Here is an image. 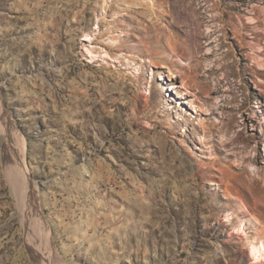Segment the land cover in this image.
<instances>
[{
    "label": "rangeland",
    "instance_id": "rangeland-1",
    "mask_svg": "<svg viewBox=\"0 0 264 264\" xmlns=\"http://www.w3.org/2000/svg\"><path fill=\"white\" fill-rule=\"evenodd\" d=\"M249 240L264 0H0V264H250Z\"/></svg>",
    "mask_w": 264,
    "mask_h": 264
},
{
    "label": "bare ground",
    "instance_id": "bare-ground-1",
    "mask_svg": "<svg viewBox=\"0 0 264 264\" xmlns=\"http://www.w3.org/2000/svg\"><path fill=\"white\" fill-rule=\"evenodd\" d=\"M94 38L92 36H90L89 34H85L82 38L83 41L85 42H91ZM88 53L90 54L89 57L93 58L94 56V52L88 51ZM103 56H107V53L104 52ZM104 58V57H103ZM94 59V58H93ZM110 60V59H109ZM115 60V59H114ZM169 75V74H168ZM171 77L169 78H173L174 74H170ZM178 83H174L172 84L170 90H175V89H181L182 87L180 85H177ZM189 93V92H187ZM187 95V94H186ZM189 107L192 109L194 114H198V112H200V109H198L194 103H190ZM205 115H209V114H205ZM204 138V137H203ZM203 139L202 137H198V141L201 142ZM29 200L34 201L33 196L30 193V197H28ZM242 225H240L241 227ZM243 228V226H242ZM237 231V230H236ZM239 231V230H238ZM249 247H248V252H249V260H250V264H262L264 262V240H259L258 244H256V242L254 240H249ZM249 263V262H248Z\"/></svg>",
    "mask_w": 264,
    "mask_h": 264
}]
</instances>
